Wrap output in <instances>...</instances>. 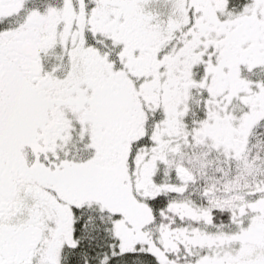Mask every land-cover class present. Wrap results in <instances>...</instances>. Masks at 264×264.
<instances>
[{
  "label": "snow or ice",
  "instance_id": "6c2138e0",
  "mask_svg": "<svg viewBox=\"0 0 264 264\" xmlns=\"http://www.w3.org/2000/svg\"><path fill=\"white\" fill-rule=\"evenodd\" d=\"M0 264H264V0H0Z\"/></svg>",
  "mask_w": 264,
  "mask_h": 264
}]
</instances>
